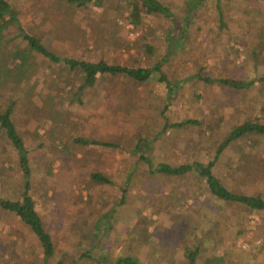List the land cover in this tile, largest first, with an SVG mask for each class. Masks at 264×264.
<instances>
[{
  "label": "rangeland",
  "instance_id": "obj_1",
  "mask_svg": "<svg viewBox=\"0 0 264 264\" xmlns=\"http://www.w3.org/2000/svg\"><path fill=\"white\" fill-rule=\"evenodd\" d=\"M7 1L22 28L49 50L132 67L165 57L161 69L177 88L168 97L166 81L156 76L134 84L105 75L78 102L59 81L66 74L62 64L34 54L28 81L11 82L0 99L16 100L12 117L28 147L30 194L54 255L43 260L31 230L0 209V264H102L126 255L139 264H188L186 248L197 250L196 264H264L263 210L217 199L194 173H152L134 150L143 140L154 164L207 161L233 125L264 122V0H219L223 26L216 0H202L183 37L176 36L186 23L187 0H160L174 20L127 0L82 7L66 0ZM17 40L2 51L9 66L13 45H25ZM196 73L253 82L226 87ZM184 119L197 123L174 125ZM79 136L116 146L81 144L74 141ZM262 159L264 137L236 141L214 172L230 190L264 198ZM91 173L112 181H94ZM0 174V197H20L17 155L1 129Z\"/></svg>",
  "mask_w": 264,
  "mask_h": 264
},
{
  "label": "trees",
  "instance_id": "obj_2",
  "mask_svg": "<svg viewBox=\"0 0 264 264\" xmlns=\"http://www.w3.org/2000/svg\"><path fill=\"white\" fill-rule=\"evenodd\" d=\"M66 1L79 7L87 6L88 3L101 5V0ZM201 1L202 0H187V13L185 15L186 23L184 25H178L181 30L178 31L176 37L184 36L189 18L194 14L195 9H197ZM127 4L132 7L140 4L151 14H159L174 20V15L172 14L170 8L160 0H127ZM216 7L218 11V19L221 23L220 25L223 26V13L220 8L219 0H216ZM130 19L134 24L140 22L139 18L130 17ZM10 26H13L15 29L14 36L13 34L8 36ZM171 32L172 29H169L167 34ZM16 37L19 38L17 42L23 41L25 42V45L23 47H20L18 43L13 45L9 54L6 56L10 57L11 63H14L12 66H9L3 60L2 51H4V49L7 50L8 44L15 40ZM173 41L174 39L171 38L170 44L175 42ZM34 54L45 57L52 63L62 64L63 70L66 74L65 76L59 78V81H63L65 85L69 86V93H71L70 99L74 98L78 100V102H81L83 90L86 87L94 85L99 77L105 75H123L133 80L134 84L145 82L156 76L157 81H166L164 82V86L168 97L173 96L177 88V81H171L163 74L161 69L163 62L166 59L165 57L158 62H155L152 66L132 67L118 63H108L104 59L91 61L61 56L45 47L38 37L26 32V30L20 25L16 10L11 7L7 0H0V96H3V94L5 95L4 91L7 90V86L10 85L11 82L22 84L28 81L29 74L32 72V60L34 58ZM195 76L210 84L217 83L233 88H247L253 82V79L241 80L226 77H211L203 76L200 73H196ZM69 77H71V80L68 79ZM260 78L264 79V75L260 76ZM76 80H79V83L74 89ZM14 104H16L15 99H4L3 102L0 99V129L3 131L4 137L10 144L11 148L16 152L17 163L21 174L22 189L20 197L18 198L0 197V209L15 215L31 230L40 243L43 260H48L54 255V245L51 235L48 231H46L42 218L35 207V200L30 194L31 167L28 157V147L26 146L24 139L12 117ZM188 123L196 124L197 120L184 119L180 122H176L174 125H183ZM255 137H264V122H257L250 119L243 120L242 122L233 125L230 130L224 134L210 159L202 162H182L176 165L165 162H158L154 164L152 159L144 152L148 143L143 140H138L136 142L134 150L140 152V158L148 165L149 170L152 173L173 176H183L187 173H194L204 181L208 192L217 199L225 202L243 204L251 209L264 211V198L261 195H252L232 191L222 183V181L217 177V174L214 172L216 163L225 148L229 147L236 141H246L248 138L253 140ZM74 141L81 144L116 146L114 143L84 138L81 136L74 137ZM261 163L264 168V159H262ZM0 176L2 175L0 174ZM91 179L101 183H110L112 181L110 178L101 173H91ZM124 190L125 188H122V194H124ZM121 201H123V195ZM196 256V249H185V258L188 264H196ZM102 264H139V260L130 255H126L117 257L114 262H108L107 260L103 261Z\"/></svg>",
  "mask_w": 264,
  "mask_h": 264
}]
</instances>
